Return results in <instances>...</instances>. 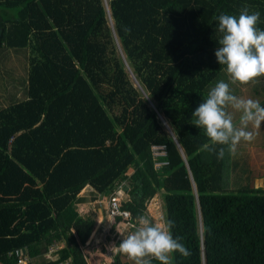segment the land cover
Returning a JSON list of instances; mask_svg holds the SVG:
<instances>
[{
    "label": "trees",
    "instance_id": "obj_1",
    "mask_svg": "<svg viewBox=\"0 0 264 264\" xmlns=\"http://www.w3.org/2000/svg\"><path fill=\"white\" fill-rule=\"evenodd\" d=\"M245 5L264 30V0H0V48L25 59L0 90V264L55 243L45 264H88L94 221L74 208L84 188L124 192L133 220L160 194L188 251L173 264H264V188L228 194L239 159L206 151L192 117L225 70L213 16ZM115 218L108 241L130 221Z\"/></svg>",
    "mask_w": 264,
    "mask_h": 264
},
{
    "label": "clouds",
    "instance_id": "obj_2",
    "mask_svg": "<svg viewBox=\"0 0 264 264\" xmlns=\"http://www.w3.org/2000/svg\"><path fill=\"white\" fill-rule=\"evenodd\" d=\"M218 21L220 39L215 58L232 85H248L264 77V30L258 27L260 13L245 5L239 15L221 13ZM193 125L204 131L208 142L203 145L209 153L223 158L225 151L235 152L243 142H251L264 124V106L258 99L237 96L230 84L220 80L208 92L192 113ZM251 127V130H249ZM132 231L117 247L132 264H173L174 254L187 256L181 238L173 236L175 222L161 215L158 221L146 216L125 214Z\"/></svg>",
    "mask_w": 264,
    "mask_h": 264
},
{
    "label": "rangeland",
    "instance_id": "obj_3",
    "mask_svg": "<svg viewBox=\"0 0 264 264\" xmlns=\"http://www.w3.org/2000/svg\"><path fill=\"white\" fill-rule=\"evenodd\" d=\"M24 61L25 59L23 57L18 55L15 56L13 50L0 48V90H4L6 88L12 91V83L16 80V76H11L15 73L12 69L14 66H18L19 73L23 74L22 69H24ZM226 78L229 79L226 71L224 70V74L220 80H224L227 83ZM19 80H21V77ZM260 82L261 81L253 82L248 85L229 84L231 85L234 94L238 92L237 96L246 99H258L262 106H264V95ZM253 87L256 89V93L254 92ZM5 104V99H0V105ZM164 129L167 133H170L168 126L164 127ZM249 130H251V127ZM233 154L237 155L239 160L237 158L236 159L239 164L238 169L232 171L233 168H231L229 174V187L227 188V191H229L228 194H237L238 191L243 189L264 188V124L261 125V130L256 133L254 140L251 142L242 141L237 146L235 152H232V159L236 157ZM233 161L236 162L234 159ZM237 181L240 182L239 185H236ZM118 193L121 200L127 198V195L124 192L118 191ZM163 206L164 204L161 195H156L147 204L146 217L151 218L153 221H158L161 215L164 216ZM88 244H90V242L85 240L81 248L82 252L87 255L88 264H93V262H96V264H113L114 257L119 252L117 248L113 249L112 246L106 247L101 244L96 245L94 242H92L91 246H87ZM122 259L132 264V262L124 254Z\"/></svg>",
    "mask_w": 264,
    "mask_h": 264
},
{
    "label": "crops",
    "instance_id": "obj_4",
    "mask_svg": "<svg viewBox=\"0 0 264 264\" xmlns=\"http://www.w3.org/2000/svg\"><path fill=\"white\" fill-rule=\"evenodd\" d=\"M20 98H22V96H20ZM78 198L79 200L74 204V208L77 210L78 216L84 219H92L94 221L93 231L90 237L87 238V241L90 242V244L87 246H91L92 242H94L96 245L101 244L106 247L112 246L113 249H116V246H118V243L121 242L122 238L126 237L129 232L132 231L129 227L130 221H121L117 227L119 237L113 238L112 241H108V236H110L109 230L115 223L116 219L111 217L109 213L110 197L98 194L91 188H84L78 195ZM53 245H58V249L64 246L63 243H55ZM49 251L41 258L34 259V264H45V262L52 261L54 255L53 253L49 254ZM93 264H96V262H93Z\"/></svg>",
    "mask_w": 264,
    "mask_h": 264
},
{
    "label": "built area",
    "instance_id": "obj_5",
    "mask_svg": "<svg viewBox=\"0 0 264 264\" xmlns=\"http://www.w3.org/2000/svg\"><path fill=\"white\" fill-rule=\"evenodd\" d=\"M151 154L155 161L154 167L159 168L163 165H166L164 161L158 160L160 157L166 156L165 147L162 145H152L151 146ZM120 202L121 199L119 198V193L116 192L112 194L111 198L109 199V213L111 217H118L123 216L125 219H128V217L125 215L128 212L121 211L120 209ZM49 254H52L58 250V245H52L49 249ZM20 258L17 262V264H34L33 259L28 255L26 250H23L19 252ZM64 264H67V262H64Z\"/></svg>",
    "mask_w": 264,
    "mask_h": 264
},
{
    "label": "water",
    "instance_id": "obj_6",
    "mask_svg": "<svg viewBox=\"0 0 264 264\" xmlns=\"http://www.w3.org/2000/svg\"><path fill=\"white\" fill-rule=\"evenodd\" d=\"M0 35H2V30H0ZM180 147V146H179ZM181 148V147H180Z\"/></svg>",
    "mask_w": 264,
    "mask_h": 264
}]
</instances>
